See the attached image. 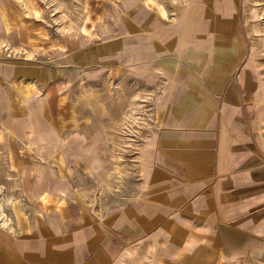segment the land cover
Instances as JSON below:
<instances>
[{
    "label": "crops",
    "instance_id": "0c3cea01",
    "mask_svg": "<svg viewBox=\"0 0 264 264\" xmlns=\"http://www.w3.org/2000/svg\"><path fill=\"white\" fill-rule=\"evenodd\" d=\"M117 8L107 68L140 80L152 122L133 191L101 208L76 202L49 169L20 162L100 156V132L79 124L38 135L35 120L38 90L84 87L88 65L101 72L100 48L91 59L78 49L75 59L50 52L40 63L36 1L0 0V264H259L264 55L245 37L241 0ZM69 141L72 154L37 150Z\"/></svg>",
    "mask_w": 264,
    "mask_h": 264
},
{
    "label": "rangeland",
    "instance_id": "374dc122",
    "mask_svg": "<svg viewBox=\"0 0 264 264\" xmlns=\"http://www.w3.org/2000/svg\"><path fill=\"white\" fill-rule=\"evenodd\" d=\"M35 1V25L30 33L36 36L40 63L46 62L44 57L50 52L54 55L70 53L75 59L78 49L81 55L91 59L100 48L102 65L100 73H93L90 65L86 67L84 87L81 83V88L72 86L66 91L58 83L53 91L38 90L37 134H71L81 124L86 131L100 132L101 140L95 143L100 148V156L77 157L66 153L64 157L38 156L36 159L22 158L20 162L36 165L38 171H52L53 183L63 181L69 196L76 202L101 208L115 206L131 194L139 180L140 152L149 142L152 122L147 100L143 101L140 96V80L123 73L112 74L107 68L109 51L104 46L118 35L115 29L120 23L117 5L123 0ZM159 1L173 3L176 0ZM241 13L245 37L251 39L250 48L264 55V0H241ZM21 37H24V30ZM74 66L75 63L70 65ZM75 145L74 141L41 142L37 150L51 148L62 153L64 149L72 154ZM0 165L7 166V159H0ZM257 262L264 264V253Z\"/></svg>",
    "mask_w": 264,
    "mask_h": 264
}]
</instances>
